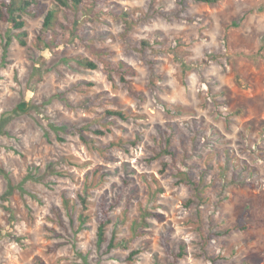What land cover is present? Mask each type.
<instances>
[{"label": "rangeland", "instance_id": "1", "mask_svg": "<svg viewBox=\"0 0 264 264\" xmlns=\"http://www.w3.org/2000/svg\"><path fill=\"white\" fill-rule=\"evenodd\" d=\"M83 6L0 21V264H264V0Z\"/></svg>", "mask_w": 264, "mask_h": 264}, {"label": "trees", "instance_id": "2", "mask_svg": "<svg viewBox=\"0 0 264 264\" xmlns=\"http://www.w3.org/2000/svg\"><path fill=\"white\" fill-rule=\"evenodd\" d=\"M44 1H50V9H47L46 4ZM92 1V8L99 7L100 3L103 0H91ZM184 4L186 0H181ZM196 4H215L219 0H192ZM84 0H0V21L7 23L9 25L10 30H17L19 31V40L23 46H26L25 36L26 31L24 30L26 27V21L24 16L32 15L37 16L38 14L46 12V17L44 21V28L43 34L48 38L49 34L53 30L55 21L57 19L58 13L65 8L69 11L73 12L72 15L76 17L81 11L83 10ZM88 11V10H86ZM89 12V11H88ZM46 39H44L46 41ZM79 63L83 66L89 67L91 69H96L97 64L89 61V60H80ZM112 71L117 74L125 75V74H133L130 72V68H128L124 62H118L115 66H111ZM108 115H116L119 117L124 118L125 116L116 111H108ZM186 130L191 131V128L185 126ZM171 134L168 137L163 135L160 136V153L161 155H167L171 160L179 162L184 161L185 154L179 153L185 151L187 148L185 146L186 141L182 135H179L173 126H170ZM2 133V129H0V134ZM217 133V132H216ZM179 139V144L175 143V140ZM193 141V140H192ZM196 142L189 141V146L196 147ZM180 145V146H179ZM187 145V146H188ZM185 149V150H184ZM186 153V152H185ZM183 159V160H182ZM220 168H222L220 166ZM0 172L4 171L0 168ZM252 175H254L252 173ZM187 179L188 176H187ZM12 193V189L10 188L8 194ZM101 217H100V226L98 231V238L99 242L102 243L106 240L105 238V228L107 224L110 222L108 219V213L112 210L111 206H106L105 201L101 202ZM9 209V208H7ZM78 219L80 220L81 225H83L86 221L83 212L79 213ZM138 223L135 222L133 224V231L137 232ZM111 246L113 247V243L111 242ZM115 246V245H114ZM181 257V256H180ZM177 258L173 256L172 264H176Z\"/></svg>", "mask_w": 264, "mask_h": 264}]
</instances>
